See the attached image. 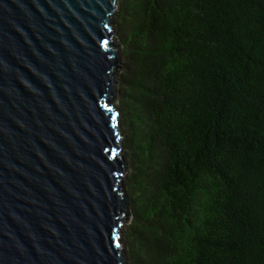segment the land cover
I'll return each instance as SVG.
<instances>
[{"label": "trees", "instance_id": "16d2710c", "mask_svg": "<svg viewBox=\"0 0 264 264\" xmlns=\"http://www.w3.org/2000/svg\"><path fill=\"white\" fill-rule=\"evenodd\" d=\"M129 264H264V0H119Z\"/></svg>", "mask_w": 264, "mask_h": 264}, {"label": "water", "instance_id": "95a60500", "mask_svg": "<svg viewBox=\"0 0 264 264\" xmlns=\"http://www.w3.org/2000/svg\"><path fill=\"white\" fill-rule=\"evenodd\" d=\"M118 8L0 0V264L129 260Z\"/></svg>", "mask_w": 264, "mask_h": 264}, {"label": "rangeland", "instance_id": "374dc122", "mask_svg": "<svg viewBox=\"0 0 264 264\" xmlns=\"http://www.w3.org/2000/svg\"><path fill=\"white\" fill-rule=\"evenodd\" d=\"M117 14V13H116ZM115 18H116V15H115ZM114 18V19H115ZM114 30H116V34H115V37H116V41H117V44H118V46L120 47V49H119V51L121 52L120 53V57H121V59H122V65L121 64H119V67L120 68H122V70L120 71V72H118V75H117V77H118V79H119V76H120V74L122 73V71H123V69H124V63H125V59H124V55H123V53H122V45L120 44V40H119V34H118V28L116 27V25H114ZM120 81V80H119ZM119 84L116 86L117 88H119ZM118 100V94H117V98H116V102H119V100ZM118 103H116V105H117ZM125 164H126V167H127V170H128V174H129V167H128V162H127V158H126V162H125ZM130 224V219L128 220V222H125V226H126V228H127V226ZM126 231V230H125ZM126 249H127V247H126ZM126 264H129V260H127L126 259Z\"/></svg>", "mask_w": 264, "mask_h": 264}]
</instances>
